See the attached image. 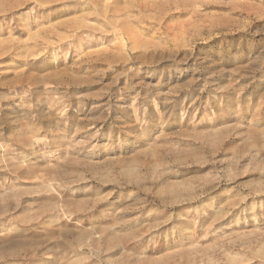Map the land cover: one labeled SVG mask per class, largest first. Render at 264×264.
<instances>
[{"label": "rangeland", "instance_id": "1", "mask_svg": "<svg viewBox=\"0 0 264 264\" xmlns=\"http://www.w3.org/2000/svg\"><path fill=\"white\" fill-rule=\"evenodd\" d=\"M0 264H264V0H0Z\"/></svg>", "mask_w": 264, "mask_h": 264}]
</instances>
